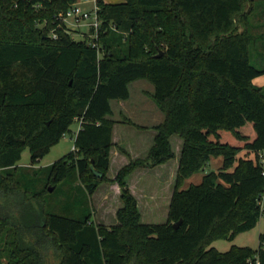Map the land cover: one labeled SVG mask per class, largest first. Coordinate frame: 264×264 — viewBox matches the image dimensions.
I'll list each match as a JSON object with an SVG mask.
<instances>
[{
    "label": "trees",
    "instance_id": "trees-1",
    "mask_svg": "<svg viewBox=\"0 0 264 264\" xmlns=\"http://www.w3.org/2000/svg\"><path fill=\"white\" fill-rule=\"evenodd\" d=\"M75 1L0 0V264H246L255 256L264 264V234L256 249L211 247L264 220V86L251 83L264 66L249 62L256 41L246 29L248 0H98V51L58 26ZM137 80L152 85L147 96L163 119L151 127L147 156L110 180L112 102L126 101ZM74 118L82 128L73 150L47 168L46 184L75 173L91 196L116 183V225L94 224L90 215L36 218L30 207L41 206L43 191L28 195L16 180L22 148L38 163ZM120 122L144 129L125 116ZM171 136L181 146L166 220L144 224L124 178L172 159ZM242 151L254 158L237 157ZM217 157L216 172L180 189Z\"/></svg>",
    "mask_w": 264,
    "mask_h": 264
},
{
    "label": "rangeland",
    "instance_id": "rangeland-1",
    "mask_svg": "<svg viewBox=\"0 0 264 264\" xmlns=\"http://www.w3.org/2000/svg\"><path fill=\"white\" fill-rule=\"evenodd\" d=\"M78 1V0H76ZM75 1V2H76ZM105 3H111L113 0H103ZM252 0L246 1L244 8L247 7L248 3ZM257 2L255 6L254 14L247 17V22H250L252 26H258L262 20H264V4L261 3L262 0H254ZM262 5L257 8L258 5ZM85 8L90 9L91 4L84 5ZM252 10V9H251ZM44 22L38 24L37 27L41 28ZM257 33L254 32L253 35ZM69 35L74 40L82 39V31L80 29L71 30ZM254 48H251V54L249 62L253 67L261 68L264 66V38L259 39L255 44ZM255 86H264V75L257 77L251 81ZM130 95L126 103L125 108L128 109L133 120L137 124H151L159 123L163 119V114L157 109L153 102L149 98H145V92H152L153 87L145 80H137L129 85ZM146 99L148 105L144 106L149 113L143 114L139 111L140 103ZM116 102H112L113 118L118 119L119 112L116 108H120ZM116 110V111H115ZM115 111V112H114ZM142 118H141V117ZM121 119V117H119ZM77 124L73 122L69 127L70 132L66 133L55 145L51 146L48 152L38 161V163L32 165L30 161V153L27 147H23L20 154V159L16 163V180L20 183L22 190L26 191L28 195L34 192L43 191L41 197H39L38 202L41 206L32 202L30 207V212L36 217H40L43 214H55L59 216H64L74 220H80L86 215H90V222L99 225H105L98 214L93 213L94 203L92 198L88 196L83 188L80 186L77 175L73 173L66 180H64L60 185L56 186L48 182L46 184L47 168L53 164L55 161L65 156L67 153L73 150V134L76 131ZM134 130V129H133ZM170 144L173 153L181 145V140L177 136H171ZM237 157H250L254 158V154L246 151H242L237 154ZM174 158V157H173ZM170 159V165L173 163L174 159ZM259 159L264 160V153L258 155ZM168 162V161H167ZM222 164V158H211L206 166L202 168L197 173H194L185 181H183L180 189L184 190L190 185H197L200 183L202 177L208 172H216ZM114 179V178H113ZM166 174L161 173L158 175L157 179V192L159 193V209L151 217H142L141 223L144 224H161L166 220L165 214V197L168 198L169 193L173 190L174 179L169 185L166 183ZM111 180V179H110ZM21 181V182H20ZM104 184H113L114 182H103ZM166 183V185H165ZM52 188V190H49ZM261 207H264V201L260 203ZM163 209V211H162ZM108 220V219H107ZM264 234V220L260 219L257 224L250 229V231L236 234L232 241H228L224 238H216L211 242V247L215 248L219 252H225L229 250L232 246L240 247H251L256 249L258 247L259 235ZM52 258V257H51ZM3 261V260H2Z\"/></svg>",
    "mask_w": 264,
    "mask_h": 264
},
{
    "label": "crops",
    "instance_id": "crops-1",
    "mask_svg": "<svg viewBox=\"0 0 264 264\" xmlns=\"http://www.w3.org/2000/svg\"><path fill=\"white\" fill-rule=\"evenodd\" d=\"M123 1L124 0H113V2H111L110 4H119ZM261 3L264 4V0H262ZM254 5H257V2L252 0L245 8L250 10L247 17L254 14ZM261 6L262 5L260 4L257 8ZM262 13H264V11H262ZM259 23L260 24L258 26H252L250 22H247L246 25L248 33L253 36L256 42L259 39L261 40V38H264V20ZM256 31L257 33L253 35ZM145 93V98H148L147 94L151 92ZM126 101H119L116 103L120 106V108H116V110H118L119 112V115L117 117L118 119H114L112 117L115 123L112 125L111 129L112 146L110 148L109 164L106 172V177L108 179H113L118 171L122 167L127 165L130 161L145 158L147 156L149 148L153 144V139L156 134V132L151 127H153L157 123H149L147 125L135 123L132 116L130 115V112L124 106ZM146 102V99H143V101L140 103L139 111L143 114L149 113L148 110L144 108V106L148 105ZM121 116H125L136 125L144 127V129H137L134 126L128 125L126 123H121V119L119 118ZM180 146L178 147L177 152H174V160L171 165L170 161H168L153 168H137L124 178L130 194L136 201L140 220L142 217L153 216L159 209L158 201L160 198H158L159 193L157 192L158 175H160L161 173L166 174V178H168L166 180V183H168L167 185H169L170 183L172 185V181L173 179H175L176 169L178 166ZM171 194L172 192L169 193L168 198L165 197L166 202L170 200ZM90 197L92 198L91 200L95 205L93 206V213L95 215L98 214L101 221L105 224H102V226L110 227L116 225L117 221L115 214L117 209L121 207V201L119 198L120 190L118 185L116 183H102L96 188V190ZM168 204L169 203L165 204L164 215H167Z\"/></svg>",
    "mask_w": 264,
    "mask_h": 264
},
{
    "label": "built area",
    "instance_id": "built-area-1",
    "mask_svg": "<svg viewBox=\"0 0 264 264\" xmlns=\"http://www.w3.org/2000/svg\"><path fill=\"white\" fill-rule=\"evenodd\" d=\"M96 1L97 0H78L73 3L65 13L58 14L57 20L59 22L58 26H61V28L67 33L72 29H80L82 31L81 38L88 39L90 46L98 51V38L102 27V21L98 18L99 8ZM86 4H91L90 9L84 7ZM109 28L112 30L114 29L111 25H109ZM50 37L55 39L56 34L52 31L50 32ZM74 122L77 124L76 131L73 134V137L75 138V135L82 128V122L79 118H74ZM260 163L264 164V160L260 159ZM261 245L264 247V243ZM246 264H259V261L255 256L253 260L247 261Z\"/></svg>",
    "mask_w": 264,
    "mask_h": 264
},
{
    "label": "water",
    "instance_id": "water-1",
    "mask_svg": "<svg viewBox=\"0 0 264 264\" xmlns=\"http://www.w3.org/2000/svg\"><path fill=\"white\" fill-rule=\"evenodd\" d=\"M160 55H161V53H158V54L156 55V57H159ZM91 163H92V161H91ZM90 170H91L93 176H95V177H97V178L101 176V173L95 171L92 167H90ZM49 190H52V188H49ZM178 224H179V222L173 224V228H177Z\"/></svg>",
    "mask_w": 264,
    "mask_h": 264
}]
</instances>
